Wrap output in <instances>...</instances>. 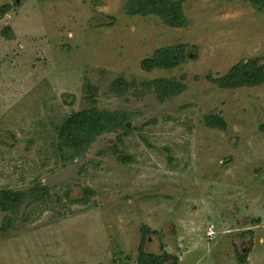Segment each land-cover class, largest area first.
<instances>
[{
	"label": "rangeland",
	"instance_id": "obj_1",
	"mask_svg": "<svg viewBox=\"0 0 264 264\" xmlns=\"http://www.w3.org/2000/svg\"><path fill=\"white\" fill-rule=\"evenodd\" d=\"M173 1L176 25L136 0H0V192L20 196L0 264H264V82L228 83L264 68V0ZM166 48L184 61L142 68ZM93 109L125 128L61 154Z\"/></svg>",
	"mask_w": 264,
	"mask_h": 264
},
{
	"label": "trees",
	"instance_id": "obj_2",
	"mask_svg": "<svg viewBox=\"0 0 264 264\" xmlns=\"http://www.w3.org/2000/svg\"><path fill=\"white\" fill-rule=\"evenodd\" d=\"M258 1V0H257ZM262 1V0H259ZM137 8V12L140 14H156L163 17L169 24H178L183 19V13L181 12V7L178 3L173 0H136L133 5ZM10 10V7H0V18L4 16L6 12ZM133 11V8H132ZM11 38V37H10ZM184 53L182 49L178 50L175 48L159 49L155 52L152 57L145 58L141 62V66L146 71H151L156 67H162L166 69H173L180 62L184 61ZM264 82V68L259 70H254L251 72L245 71L242 73H236L230 76L228 83L229 85L236 86H255ZM113 89H117L119 92L126 91L125 86L128 87V82L122 79L116 80L114 82ZM125 85V86H124ZM158 90L163 96L168 94L169 87H167L168 82L159 80L155 84ZM91 93L96 94L94 89L89 90ZM118 113V112H116ZM88 116L81 113V115L67 116L66 120L63 122L64 127L59 132L58 143L59 149L62 150L61 154H65L70 151H76L79 147H84L86 143L91 142L95 136H99L103 133L115 131L118 127L125 128L124 120L122 122L121 118H125L124 114H112L108 110H88ZM96 114V115H95ZM90 116L95 115L92 121L89 122ZM210 125H214V122H209ZM224 127V126H223ZM126 130V129H125ZM16 192H0V207L7 210L10 208H16L20 196L15 194ZM143 263L141 264H157L152 261L154 257H148L141 254ZM145 257V258H144ZM168 258V256L166 257ZM246 256H240L239 261L242 264H247Z\"/></svg>",
	"mask_w": 264,
	"mask_h": 264
},
{
	"label": "built area",
	"instance_id": "obj_3",
	"mask_svg": "<svg viewBox=\"0 0 264 264\" xmlns=\"http://www.w3.org/2000/svg\"><path fill=\"white\" fill-rule=\"evenodd\" d=\"M211 233V232H210ZM212 234V233H211Z\"/></svg>",
	"mask_w": 264,
	"mask_h": 264
}]
</instances>
